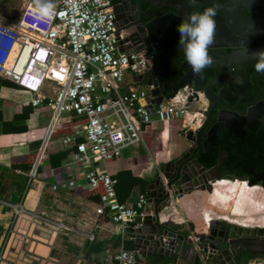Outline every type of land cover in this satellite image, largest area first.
<instances>
[{
	"label": "built area",
	"instance_id": "1",
	"mask_svg": "<svg viewBox=\"0 0 264 264\" xmlns=\"http://www.w3.org/2000/svg\"><path fill=\"white\" fill-rule=\"evenodd\" d=\"M54 3L55 16L46 23L33 20V0L24 1L15 19L0 16V75L33 93L34 108L52 110L51 128L64 112L82 119L76 131L63 139L68 149L67 163L81 168L87 188L102 187L96 217L119 224L125 238L127 229L140 226L151 212L147 195L141 193L135 205L120 202L117 179L99 165L120 157L127 147L142 143L143 125L156 129L159 122L181 120L186 129L199 126L203 93L185 85L155 105L151 114L147 102L151 95L146 91L150 93L153 84L129 85L128 91L123 90L125 72L138 75L153 64L144 51L127 49L120 41L113 0H54ZM46 82L56 85L54 96L44 94ZM194 123L196 126L191 127ZM34 175L35 171L29 173L28 186ZM1 204L9 206L15 218L27 217L52 227L56 233L94 240L93 231L87 232L62 217L27 210L21 202L1 201ZM94 228H99L97 219ZM139 257L137 249L123 247L111 255L116 264H139Z\"/></svg>",
	"mask_w": 264,
	"mask_h": 264
},
{
	"label": "crops",
	"instance_id": "2",
	"mask_svg": "<svg viewBox=\"0 0 264 264\" xmlns=\"http://www.w3.org/2000/svg\"><path fill=\"white\" fill-rule=\"evenodd\" d=\"M137 76L128 71L124 73V91L129 85L142 86V80ZM56 90V85L50 82H46L43 88L44 94L49 96H54ZM32 99L33 93L0 75V264H45L48 259V264H116L111 255L121 247L135 249L134 241L129 233L122 237L119 224L105 217L101 220L96 217L95 209L102 189L87 188L81 168L67 163L68 149L63 139L76 131L82 119L72 113H62L55 135L51 137L48 129L52 110L42 106L34 108ZM162 124L165 129L160 134L156 132L158 127L144 126L142 143L127 147L120 157L99 165L117 178V197L122 198L123 203L135 205L141 193L147 195L150 184L163 171L164 165L189 144L184 137L186 128L181 120ZM171 135L181 138L176 147L170 144ZM31 171H35V175L28 186ZM143 180H146V185L142 184ZM235 180L243 183L236 200L238 211H234L235 215H241L238 212L243 207L255 211L264 208L262 203L254 200L253 193L246 196L244 189L250 190L251 187L244 179ZM216 182L226 187L229 181L221 179ZM207 193L212 196L214 190L194 188L184 193L161 210L160 219L166 221L177 215L176 222L183 223V229L189 230L191 225L195 234L204 232L206 221L209 223L216 218L204 214L201 223L190 205L192 199L204 197ZM1 201L10 204L21 202L27 210L53 218L62 217L87 232L93 231L94 240L56 233L52 227L27 217L15 218L13 210ZM149 208L153 210V205ZM13 219L16 220L13 222ZM96 219L99 228H94ZM139 264L190 263L179 256L142 257L140 254ZM257 264H264V259Z\"/></svg>",
	"mask_w": 264,
	"mask_h": 264
},
{
	"label": "flooded vegetation",
	"instance_id": "3",
	"mask_svg": "<svg viewBox=\"0 0 264 264\" xmlns=\"http://www.w3.org/2000/svg\"><path fill=\"white\" fill-rule=\"evenodd\" d=\"M174 1L176 0H113L114 23L120 41L124 43L125 48L140 49L153 62V53L156 51L151 46L155 45L157 41L156 32L152 29L150 21L173 11ZM230 1L198 0V7L189 6L188 11L189 13L202 12L206 7H215L216 16L214 19L219 25L227 22L226 13L221 5L230 4ZM241 1L233 0L236 3ZM241 17L249 19L264 17V6L252 7L244 11ZM262 43H264V37L256 36L246 38L243 46L209 49L212 60L216 61V67H206L200 76L191 74V86L200 90L204 97L202 100L203 121L195 130L199 129L206 121L207 114L212 107L221 112V121L213 122L211 120L212 124L204 130L201 138L192 144L189 142L186 149L169 162L168 166L165 164L163 171L157 176L164 180L167 167L169 179H172L177 173L175 161L191 147L193 151L197 152V160L207 170L210 171L213 167L218 166L222 177H239L244 179L248 185L253 183L250 186L260 185L264 188V73L256 71L255 59L231 62L228 57L234 52L257 47ZM165 52L166 54L162 57L163 74L158 76L164 77L163 89L165 84L168 85L169 80H175L174 87L178 73L186 72L182 67L184 57L181 53ZM235 72L237 82L233 78ZM205 92L211 97L212 102L205 96ZM213 126H216L214 144L210 145L208 132ZM212 154L216 155L215 163L208 165ZM215 182L213 181L211 184L213 185ZM186 185L188 184L186 183ZM220 185L222 186V184ZM217 220L223 222V226L226 228L232 225L241 226L247 228L248 233H253V235L244 237L243 240L235 243L233 264H257L264 259V226L241 225L226 216L218 217ZM189 228L194 231L193 226L190 225Z\"/></svg>",
	"mask_w": 264,
	"mask_h": 264
},
{
	"label": "water",
	"instance_id": "4",
	"mask_svg": "<svg viewBox=\"0 0 264 264\" xmlns=\"http://www.w3.org/2000/svg\"><path fill=\"white\" fill-rule=\"evenodd\" d=\"M174 2L176 4L174 3L172 6L173 11L150 21L152 29L156 32L157 41L155 45L151 46L156 51V53H153L152 63L154 65L137 76V79L142 80V85L153 84L154 86L150 93L146 91L147 95H151V98H147L148 109L151 114L155 111V105L166 97L163 93L164 77H158L163 74L162 57L166 54L165 51L179 52L183 55L178 44L180 36L177 26L188 16V7L192 5L189 0H176ZM255 6H264V0H242L240 3L231 0L230 4L221 5L226 13L227 22L216 24L215 43L210 49L243 46L246 38L264 37V17L257 19L241 17L244 11ZM139 50L136 49V51ZM259 50H264V43L257 47L234 52L228 57L231 62L255 59L254 53ZM182 67L186 72L178 73L176 83L172 89L173 93L185 85H191L192 70L185 59ZM207 67H216V61L212 60V63ZM159 70L161 71L158 72ZM233 78L237 82L236 72ZM125 91H128V89ZM205 96L212 102L207 92H205ZM216 110L214 107L210 109L206 121L199 129L194 131L190 128L185 129L184 137L188 142L191 144L197 142L198 138L203 135L204 130L212 124L211 120L213 122L221 121V112ZM201 113H203V110H201ZM202 121L203 118L200 124ZM215 128L216 126H213L208 132L210 145L214 144ZM196 153L190 147L189 151L175 161L177 173L172 179H169L166 167L164 180L157 176L150 184L147 191V203L153 205V210L145 215L140 226L127 229L134 241V248L140 252L142 257L146 255H157L158 257L167 255L172 258L176 256L183 257L190 264H233L235 261V243L243 240L244 237L253 235V233H248L247 228L241 226L232 225L226 228L223 226V222L218 220L209 222V227L204 232L195 234L192 228H189V230L183 229L184 224L176 222L177 215H172L166 221L160 219L161 210L177 197H181L194 188L212 192L213 185L211 183L223 179L218 166L213 167L210 171L207 170L197 160ZM252 184L250 183L249 186Z\"/></svg>",
	"mask_w": 264,
	"mask_h": 264
},
{
	"label": "clouds",
	"instance_id": "5",
	"mask_svg": "<svg viewBox=\"0 0 264 264\" xmlns=\"http://www.w3.org/2000/svg\"><path fill=\"white\" fill-rule=\"evenodd\" d=\"M190 4L198 7V0H189ZM33 20L36 23L50 22L55 16L56 4L54 0H33ZM215 7H206L202 12H191L177 26L179 33V47L184 59L192 70L194 76H200L203 70L212 63L209 53L210 47L215 43L216 22ZM255 69L264 73V50L254 53Z\"/></svg>",
	"mask_w": 264,
	"mask_h": 264
},
{
	"label": "rangeland",
	"instance_id": "6",
	"mask_svg": "<svg viewBox=\"0 0 264 264\" xmlns=\"http://www.w3.org/2000/svg\"><path fill=\"white\" fill-rule=\"evenodd\" d=\"M25 0H0V16L6 19H15L18 17L19 13L22 10L23 4ZM196 124H191V127H195ZM55 127L56 124H54L51 128V124L49 126V129L51 128L50 136L55 135ZM165 129L164 124L161 122L158 123V130L156 131L158 134H160ZM51 136V137H52ZM180 136H174L171 135L170 144H172V147H176V142L181 139H179ZM226 180V179H225ZM228 184L226 185H220L213 184V190L215 192V189L218 190V192H215L212 196H210L211 193H207L206 196L192 199V203L190 205V208L192 209L193 213L197 217L199 221H204V214L211 216L213 218L218 217H229L233 220H236L240 223L246 224V225H261L264 226V208H262L260 211L252 210L249 207H243L242 211H239L241 215L237 216L234 214V211H238L236 204V200L238 199V195H240L239 191L242 187V181L238 180H228ZM225 187V188H221ZM250 190H246V196L250 197L253 193V198L255 201H258L264 205V188L259 186H250ZM213 192V191H212ZM232 211V212H231Z\"/></svg>",
	"mask_w": 264,
	"mask_h": 264
},
{
	"label": "trees",
	"instance_id": "7",
	"mask_svg": "<svg viewBox=\"0 0 264 264\" xmlns=\"http://www.w3.org/2000/svg\"><path fill=\"white\" fill-rule=\"evenodd\" d=\"M173 82H175V80H169V81L167 82L168 85L165 84V86H164L163 93L165 94L166 98H170V97H172L173 94H174L173 91H172V89H173ZM144 126H147V125H143V127H144ZM143 127H142V129H143ZM215 160H216V155H215V154H212V156H211V158H210V160H209L208 165H212V164H214V163H215ZM115 178H116V177H115ZM223 178H224V179H229V180H235V178H236V179H240L239 177H234V176H225V177H223ZM116 179H117V178H116ZM117 184H118V180H117ZM117 184H116V193H117V191H118ZM142 184H143V185H146V180H143ZM99 187L102 189L101 186H99ZM95 189L98 190V187L95 188ZM95 189H93V190H95ZM142 190H143V188H142ZM98 191H99V190H98ZM101 194H102V190H100V195H101ZM119 201H120V202H123L122 198L119 197ZM14 220H15V219H13V222H14ZM118 240H120L119 237H118ZM126 248H127V247H126ZM128 249H132V247H129V246H128Z\"/></svg>",
	"mask_w": 264,
	"mask_h": 264
},
{
	"label": "bare ground",
	"instance_id": "8",
	"mask_svg": "<svg viewBox=\"0 0 264 264\" xmlns=\"http://www.w3.org/2000/svg\"><path fill=\"white\" fill-rule=\"evenodd\" d=\"M200 120H201V117L199 116V122H200ZM224 179V178H223ZM221 180V179H220ZM229 180V179H228Z\"/></svg>",
	"mask_w": 264,
	"mask_h": 264
}]
</instances>
